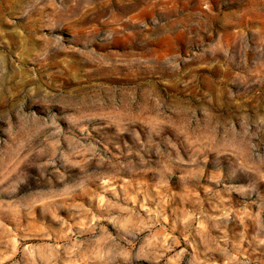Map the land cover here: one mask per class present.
Masks as SVG:
<instances>
[{"label":"rangeland","instance_id":"rangeland-1","mask_svg":"<svg viewBox=\"0 0 264 264\" xmlns=\"http://www.w3.org/2000/svg\"><path fill=\"white\" fill-rule=\"evenodd\" d=\"M0 264H264V0H0Z\"/></svg>","mask_w":264,"mask_h":264}]
</instances>
